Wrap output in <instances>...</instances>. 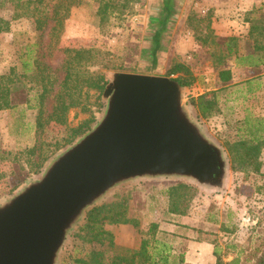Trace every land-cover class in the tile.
<instances>
[{
  "label": "rangeland",
  "instance_id": "1",
  "mask_svg": "<svg viewBox=\"0 0 264 264\" xmlns=\"http://www.w3.org/2000/svg\"><path fill=\"white\" fill-rule=\"evenodd\" d=\"M170 1L172 6L167 13L164 10L166 0H131L123 15L114 16L100 26L88 21L81 8L74 7L65 22L60 44L56 47L100 50V62L88 64L86 68L104 73L107 79L115 71L168 76V69L177 62L189 66L196 80L192 85L185 86L187 103L192 108L193 116L223 147L228 160L223 188H209L182 178H139L119 185L85 212L68 236L58 264H81L78 259L88 258L87 254L93 249H106L107 255L111 253L106 246L108 239H104V243L86 240L82 229L88 213L102 205H106L108 214L126 210L127 222H103L104 229L113 233L118 246L139 247L144 232L156 222L161 231L170 234L160 233V236L165 238L166 235L165 239L174 244L178 252H185L191 241L214 240L218 242L225 259L230 260L241 246L255 245L264 235V67L243 68L237 65L233 57L235 61L230 62L234 67L232 81L225 86L217 82L212 49L195 42L193 31L187 25L191 13L205 15L209 11L208 6L203 0ZM13 11L12 2L0 0V18L10 20ZM163 11L168 15L161 23ZM2 26L0 73L15 68L16 73L21 74V62L29 54L26 53L27 48H34V43L38 41L35 20L33 17H23ZM157 28L162 30L161 47L154 57L152 52L156 46L154 34ZM244 41L239 43L242 48ZM249 47L251 43L247 42L246 48ZM214 50L217 51L216 46ZM63 58L58 51L51 60L58 65ZM259 84L262 85L260 89L257 88ZM207 92H214V95H208L207 100H214L216 104L211 115L203 117L192 100ZM13 97L17 104L15 107L0 109V144L9 150V160L2 165L6 176L0 180V203L29 179L36 177L49 159L90 129L101 117L106 105L103 91L85 87L80 97L81 103L69 109L65 124L51 121L46 125L37 145L47 157L39 171L32 172L28 161L35 159V156L30 159L27 150L37 140V109L31 107L35 104L32 100L29 105L22 102L27 97L25 93L15 92ZM258 120L262 124L258 125L260 130L254 134L263 140L258 156L260 172H255L252 167L234 169L226 144H254L256 136L251 131L254 124H259ZM87 123L88 126H85ZM81 127L86 130L74 134L75 129ZM180 182L195 187L186 214L169 212L170 190ZM207 253L210 254V251L202 247L193 250L194 255Z\"/></svg>",
  "mask_w": 264,
  "mask_h": 264
},
{
  "label": "water",
  "instance_id": "2",
  "mask_svg": "<svg viewBox=\"0 0 264 264\" xmlns=\"http://www.w3.org/2000/svg\"><path fill=\"white\" fill-rule=\"evenodd\" d=\"M96 123L0 203V264H58L85 212L139 178L223 188L225 150L192 114L173 77L111 72Z\"/></svg>",
  "mask_w": 264,
  "mask_h": 264
},
{
  "label": "trees",
  "instance_id": "3",
  "mask_svg": "<svg viewBox=\"0 0 264 264\" xmlns=\"http://www.w3.org/2000/svg\"><path fill=\"white\" fill-rule=\"evenodd\" d=\"M9 1L14 5V11L10 20L0 18V32L4 30L3 23L9 24L11 20L33 17L38 41L34 43V48H27L26 53L29 54L21 62V74L16 73L15 68L0 73V109L15 107L17 104L13 95L19 91L27 95L22 102L29 105L31 100L34 101L35 104L31 107L37 109L35 127L37 140L35 145L27 150V154L30 159L35 156V159L29 160L28 163L31 165L30 171L37 172L47 157L37 145L41 141L46 125L51 121L65 124L69 109L81 103L80 97L85 87L102 92L107 84L104 73L90 71L86 68L88 64L94 65L100 62L98 59V54L102 53L100 50L86 47H56L60 44L67 18L74 7H79L88 21L100 26L114 16L123 15L131 0ZM171 4L170 0H166L164 10H167V13ZM252 13L254 14L251 19L250 37L244 41L243 48L239 46L242 41L239 37L229 36L217 39L211 26L212 14L210 12L205 15L193 12L187 18V25L193 31L195 42L212 49L211 55L220 84L227 83L233 78L232 70L226 68L227 61L233 57L239 65L244 63L256 67L264 64V6L257 7ZM166 15L163 11L161 23H164ZM160 28H157L154 34L156 44L152 52L154 57L157 56L161 47L162 30ZM247 42L251 43V47L246 48ZM215 46L217 51L214 50ZM58 51L63 54L64 58L60 64L55 65L51 59ZM167 75L179 81L183 86H190L196 80L190 67L179 62L168 69ZM210 94L214 95V92L203 93L192 100L199 115L203 117L211 115L216 104L214 100H207ZM258 121H260L259 124L253 125L254 130L251 131L253 134L260 130L258 125L262 123L261 120ZM85 126H88V123ZM83 127L76 128L74 134L83 133L86 130ZM253 141H255L254 144H247V142L226 144L234 169L244 170L247 167H252L255 172H260L261 161L258 156L263 140L260 136H256ZM6 160H9V150L0 144V180L6 176L2 168L3 162ZM262 175L264 177V174ZM262 187L264 189V184ZM194 189V186L185 182L176 184L170 190L169 212L186 214L189 202L194 195ZM125 214V209L112 211L108 214L106 205L97 206L88 213L82 227L85 231L84 238L99 243H104V239H108L109 242L106 246L111 249V253L107 255L106 249H93L87 254L88 258L78 259L81 264H190L185 260L184 251L178 252L174 244L165 239L166 235L165 238L160 236V233L170 234L161 231L156 222H153L144 232L139 247L116 245L113 233L104 229L103 222L107 220L127 222ZM211 243L215 246L216 264H264V235L258 239L255 245L241 246L237 254L230 260L225 259L218 242L213 240Z\"/></svg>",
  "mask_w": 264,
  "mask_h": 264
},
{
  "label": "crops",
  "instance_id": "4",
  "mask_svg": "<svg viewBox=\"0 0 264 264\" xmlns=\"http://www.w3.org/2000/svg\"><path fill=\"white\" fill-rule=\"evenodd\" d=\"M203 3L208 6L207 9L209 11L207 13L210 12L212 14L211 26L215 31L214 33L217 36V39L236 36L241 38L242 41L250 37V29L252 24L251 19L254 14L252 12L257 7L264 6V0H203ZM232 61L235 60L229 59L227 61L226 68H230L233 72L234 67L231 65ZM239 66L243 68H260L264 67V64L251 67L243 63ZM216 81L218 82V76H216ZM229 82L222 83V85L225 86ZM259 86L260 84L257 88L260 89L262 85L260 87ZM208 242L210 241H191L188 245L189 248L185 251L186 262L193 264H216V256L214 255L213 248L214 246L211 242ZM196 247H202L207 252L210 251V254L207 253L206 255H194L193 250Z\"/></svg>",
  "mask_w": 264,
  "mask_h": 264
}]
</instances>
